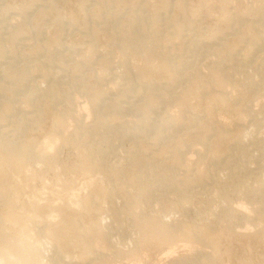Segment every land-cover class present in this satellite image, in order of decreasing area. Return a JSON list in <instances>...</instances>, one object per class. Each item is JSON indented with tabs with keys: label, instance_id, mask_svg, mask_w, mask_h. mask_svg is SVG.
I'll return each instance as SVG.
<instances>
[{
	"label": "rangeland",
	"instance_id": "obj_1",
	"mask_svg": "<svg viewBox=\"0 0 264 264\" xmlns=\"http://www.w3.org/2000/svg\"><path fill=\"white\" fill-rule=\"evenodd\" d=\"M114 1L59 0L48 6L46 0H0V131L5 128L21 148L43 154L42 161L15 165L0 148L7 165L0 171V189L11 194V202L0 196V218L11 216L28 227L33 216L34 239L50 241L45 264H193L199 251L215 254L218 264H264L263 198L248 201L252 222L231 221L222 212L224 200H241L233 177L247 186L264 183V75L257 73L264 67V42H255V26L264 29V0H183L181 7H171L154 28L172 33L173 61L181 62L175 77L162 68L163 57L125 48L119 31L132 27L138 10L150 20L163 0ZM21 10L32 11L31 23L18 28ZM234 13L243 19L231 22ZM70 15L79 22L65 26L62 50L55 42L45 48L46 38ZM174 15L193 20L180 38L169 22ZM13 42L11 55L6 49ZM250 46L251 57L243 61ZM228 52L235 55L227 60L231 68L216 67L214 61ZM12 63L32 71L30 78L21 83L9 71ZM214 67L228 73L229 84L209 81ZM196 73L204 74L203 82H195ZM104 87L116 90L106 94ZM188 90L192 94L182 98ZM135 95H150L152 112H126ZM95 99L100 101L92 108ZM84 104L88 114L79 111ZM163 119L158 143L152 131L135 130L145 120ZM180 182L187 183V193L176 188ZM171 206L165 221L183 223L196 235L217 230L214 241L175 236L140 247L139 219Z\"/></svg>",
	"mask_w": 264,
	"mask_h": 264
},
{
	"label": "bare ground",
	"instance_id": "obj_2",
	"mask_svg": "<svg viewBox=\"0 0 264 264\" xmlns=\"http://www.w3.org/2000/svg\"><path fill=\"white\" fill-rule=\"evenodd\" d=\"M56 1H59V0H46L48 6H52ZM122 1L123 0H115L114 2L119 4ZM221 1L226 2L227 0H221ZM107 2L109 5L112 1H107ZM163 2H164L163 7L161 9H159V8L156 9L153 12V14L151 15L150 20L145 19L140 14V11L138 10L136 16L131 21L132 27L130 29H125L126 28L125 27L119 31L123 34L122 41H123L125 48L126 47L130 48L129 46H133L135 49L141 48L148 53H154L155 56L163 57L164 62L162 64V68L166 69L168 72L171 71V76L175 77L176 76V65H179L181 62L176 64L173 61V56H172L173 52L170 48L171 45L169 44V41L171 40L170 37H171L172 33H170V35L168 34V32L161 33V32H158L154 27L157 23L164 22L166 20L168 11L170 10L171 7L172 8L173 7H181L183 5V0H163ZM105 7H109V6L105 5L104 8ZM8 10H9V8L6 7L4 11L8 12ZM21 11H23L22 15H21V17L23 18V21L18 23V25H17L18 28H21V26L24 24H30L31 23L32 11H29V10H26V11L21 10ZM58 15H61V13H58ZM102 15H103L102 12H99L97 14V16H102ZM105 16L107 17L106 13H105ZM119 16L116 17V20H120ZM260 18H261L260 21L262 22L264 20V17L260 16ZM242 19H243V17L241 14L235 15V13H234V16H232V18H231V22L234 23V21L237 22V21H241ZM78 22L79 21L77 20V18H74L71 15L68 16L66 19V22L65 23L62 22V24L58 25L55 32H53L52 36L49 35V37L46 38L45 48L51 47L52 43L55 42L56 46L62 50L63 44H62L61 38H62L63 32L65 30V26L66 25L71 26L72 24L78 23ZM84 22L86 23V20L82 21L81 23H84ZM169 22H171L170 25L176 30L175 31L176 37L180 38L184 29L187 26L191 25L193 23V20L188 15H174L171 19H169ZM115 27L118 28L119 26L117 25V26H114L112 28V30L110 32V37H112V38H114L113 30ZM255 27L258 30H260L259 32H257L255 34V42L261 46L262 43L264 42V29H263V27H261V28H259L257 26H255ZM17 34H18V31L14 35H17ZM96 34L98 35V33H96ZM13 37L16 38V36H13ZM240 39H243V35H241ZM15 48H16V45L13 42L12 45L8 46L6 50L9 51V53L11 55H14L15 54L14 53ZM253 49L254 48H252L250 46L248 48V50L245 51L243 61L247 60L248 58L251 57V53H252ZM234 56L230 52H228V56L221 57L218 60L214 61L216 63V67L217 66H224V69L229 70L231 68V65L228 64L227 60H230ZM12 64H13V66H11V68H9L10 69L9 71L12 74L18 73L20 75L19 81L21 83L24 80L30 78L32 71H30L26 68H23L22 66L21 67L17 66L16 63H12ZM262 66H263V64H261L260 66L257 67V73L264 75V67H262ZM126 72L128 73L127 70H126ZM208 76H209L208 77L209 81L211 83L223 85V86H225L226 84H229L228 73L225 72L224 74L221 75L216 71L215 67L212 68V70L210 71ZM127 77H128V74H127ZM193 77L197 79V81H195L196 83L203 82V80H204V74L203 73H196V74H194ZM263 83H264V80H263ZM113 84L115 85L116 82L114 81ZM248 84H251V83H248ZM250 86H252V85H250ZM129 88H130V84H127L125 86V88H123V89L126 91ZM154 88L156 89V85H154ZM104 89H106V87H104ZM110 90L115 91L116 89L112 88ZM110 90L106 89L104 92H106V94H107L108 91L110 92ZM191 94H192V92L190 90H188L182 98H184L185 96L188 97ZM124 96L126 97L128 95L124 94ZM149 96H148V98L144 99L141 95H137L135 97L136 99L133 102H131L130 105H128L129 107L126 109V112H129V113H131L130 111H136V112L142 111L144 113L152 112V110L155 108L154 105L156 103H152V100ZM31 98H33V97H31ZM138 100H140V101L144 100V102L142 104H136L135 102ZM99 101L100 100L95 99L93 102L94 105H92L93 106L92 108H96V106L99 104ZM128 102L129 101H127V103ZM79 108H80L79 111L82 114H88L90 112V109L88 110V108L85 104L80 105ZM23 115H24V117H26L25 114H23ZM176 115H178V114H176ZM176 115L173 114L172 115L173 118L176 119V117H175ZM24 117H21V120H23ZM162 118H164V117H162ZM164 119L161 121H155L153 123H150L149 121L145 120L143 123L140 122L138 124V126L135 128V130L138 131L139 133H142V135L147 133V132L152 131V133H151L152 138L151 139H153V141L152 140L151 141L154 144L155 142H157V140H159L160 138L163 137L162 132H163V129L166 127V125L164 123L165 122ZM169 120H172V119H169ZM203 132H204V130H203ZM0 137H1L0 148L7 152V155H8V158H9L11 164L14 163L15 165H17V164L27 165V164H30V161L32 159L42 161L43 154L41 155L38 152L36 155V151H37L36 148H35L36 151L32 152V153L29 149L25 150V149L21 148L19 141H17L14 138H10V137H8V135H6L5 128L1 129ZM207 137L208 136L205 135V133H203V137L201 139L202 145H205L207 143ZM138 154H139V152H138ZM141 154H144V153H141ZM181 163L187 164V159H182ZM6 168H7L6 162L0 156V171L6 172ZM114 169L116 170V168H114ZM232 172H233V170L231 171L230 174H232ZM231 176L233 177V174ZM234 176H235V173H234ZM237 177H238V175L236 176V178L233 177V179H235L234 181L236 182V184L235 183L234 184L236 186L239 185L237 187V192H239V194L242 195L241 200L236 205H235V203L230 202L228 199L224 200L225 203L222 205V212H223L225 217H230V220H231V217H235V218H239V217L242 218L243 217L249 223L251 221L252 213L249 211L247 205L251 201V199L254 198L255 196H259L258 198H260V199L263 198L261 201L264 202V183L259 182V183H254L250 186H247V181H244L243 178H242V180H240L241 177L239 179ZM134 179L138 180L137 177H134ZM183 180H186V179H183ZM235 185H234V187H235ZM187 186H188L187 183H183V182L176 183V188L180 191L184 190V193L188 192L187 189H185V188H187ZM221 188L223 189V187H221ZM225 190H227V189H225ZM229 191H230V189H229ZM174 194L177 195L176 193H174ZM225 195H228V194L226 193ZM0 196L6 198L7 200H9V202H11L10 192H3L0 189ZM79 200H81V199H79ZM79 200L76 199V200H73L72 202L81 204V202H83V201L79 202ZM177 201H181V200L177 199ZM172 211H173V206L166 209L163 214H158V215L153 216V217L152 216H143L139 219L138 226L144 231V234L143 235L141 234V236H140V233H138L139 234L138 245L140 247L147 245L152 240L162 241V243H163V242L170 240L172 237H175V236L180 237V238H187V239H190L191 241L192 240L196 241L200 238L206 239V238L210 237L214 241V239H213L214 233L217 230H213L211 228H205L202 230L203 235H200L199 233H197V235H196V233L192 229L186 227L185 225H183V223L180 225H176V224H172V223L165 221V216L171 214ZM31 218H33V216H30V218H29V223L27 224L28 227H25V226L21 227L16 222L15 218L11 217V216L4 218L3 221L0 218V264H45L47 262L46 246H47V244H49L50 241L47 239H44V240H42V242H40V241L34 239L32 233H33L35 226L31 222ZM235 218H233L232 220L234 221ZM232 224H234V222ZM2 225H4L5 227H2ZM97 226H100V225L96 224V227ZM230 226L231 225L229 223V227ZM232 227H233V225H232ZM4 228L7 231L14 232V234H8L7 232L4 231ZM97 229H99V228L97 227ZM222 229H224V228H222ZM56 230H58V229L57 228L52 229V231H56ZM105 233H106V236L108 238V234H107L108 232L106 231ZM60 239H61V237L59 238V241L61 242ZM121 254L122 253L120 251L115 252L116 256H120ZM197 258H198V262L195 261V262H193V264H218V262H219V260L215 254H207L205 252L202 253V251H201V253L199 251V253L197 254Z\"/></svg>",
	"mask_w": 264,
	"mask_h": 264
}]
</instances>
